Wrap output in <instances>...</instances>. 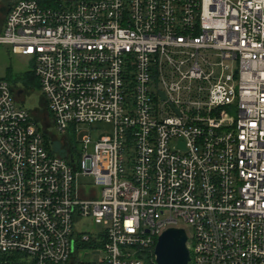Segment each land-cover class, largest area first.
I'll list each match as a JSON object with an SVG mask.
<instances>
[{"label":"built area","instance_id":"2783aa9c","mask_svg":"<svg viewBox=\"0 0 264 264\" xmlns=\"http://www.w3.org/2000/svg\"><path fill=\"white\" fill-rule=\"evenodd\" d=\"M0 44L76 141L0 77V264H145L180 222L189 264H264V0H10Z\"/></svg>","mask_w":264,"mask_h":264},{"label":"rangeland","instance_id":"374dc122","mask_svg":"<svg viewBox=\"0 0 264 264\" xmlns=\"http://www.w3.org/2000/svg\"><path fill=\"white\" fill-rule=\"evenodd\" d=\"M10 0H0V24L3 17L4 10L8 6ZM31 64L26 56L13 53L8 45L0 44V77L7 79L9 74L13 78L23 76L27 71H31ZM31 73V72H30ZM32 74V73H31ZM8 80V79H7ZM13 86L17 90H22L21 96L18 99L19 103L24 106L32 114L37 124L40 126L42 131H45L47 135V141L49 142V148L60 155H67L71 149L70 141L68 136H64L56 129H54L48 120L47 111L44 106V100L38 88V85H31L26 87L22 81H11ZM81 132L78 135V139L83 135L90 137V142L87 144V152L92 153L94 149V143L99 137L111 134L112 125L106 122H95L93 124L80 125ZM75 140V137H73ZM90 177L79 176L77 182L89 183L91 182ZM179 226L186 229L190 233V228L184 223L180 222ZM100 226L94 223L91 218H83L76 222L75 228L78 231H95Z\"/></svg>","mask_w":264,"mask_h":264},{"label":"water","instance_id":"95a60500","mask_svg":"<svg viewBox=\"0 0 264 264\" xmlns=\"http://www.w3.org/2000/svg\"><path fill=\"white\" fill-rule=\"evenodd\" d=\"M153 255L155 264H189L190 252L185 229L182 227L164 229L156 238Z\"/></svg>","mask_w":264,"mask_h":264},{"label":"trees","instance_id":"16d2710c","mask_svg":"<svg viewBox=\"0 0 264 264\" xmlns=\"http://www.w3.org/2000/svg\"><path fill=\"white\" fill-rule=\"evenodd\" d=\"M5 10H4V12H5ZM3 15H4V13H3ZM2 20H3V17L1 19V22H2ZM7 79L8 80H11V81H13V80L14 81H22L26 87L37 84L36 79L34 78L33 74L30 73V71L29 72L27 71L21 77H15V78H13L11 74H9V76L7 77ZM67 136H68V139L70 141L71 149H75L76 148V141L73 138L74 136L72 134H69ZM44 137H45V139L47 141V135H46L45 131H44ZM61 156H64L65 157L67 155H61ZM142 253L145 254L144 255L145 264H155L151 250H142Z\"/></svg>","mask_w":264,"mask_h":264}]
</instances>
